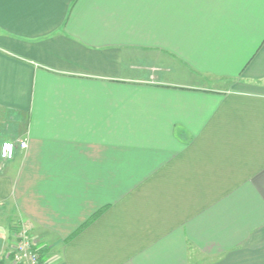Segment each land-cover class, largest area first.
I'll use <instances>...</instances> for the list:
<instances>
[{
    "label": "crops",
    "instance_id": "obj_1",
    "mask_svg": "<svg viewBox=\"0 0 264 264\" xmlns=\"http://www.w3.org/2000/svg\"><path fill=\"white\" fill-rule=\"evenodd\" d=\"M22 140L7 264L22 229L47 264H264V0H0Z\"/></svg>",
    "mask_w": 264,
    "mask_h": 264
},
{
    "label": "built area",
    "instance_id": "obj_2",
    "mask_svg": "<svg viewBox=\"0 0 264 264\" xmlns=\"http://www.w3.org/2000/svg\"><path fill=\"white\" fill-rule=\"evenodd\" d=\"M25 142L27 143V140H22L19 142V144H16L13 141H4L1 144L0 152L3 151V145L5 143L12 144L13 148L10 151L8 156L0 155L1 158L3 160H12L14 158L17 146L20 145L21 147V144ZM27 147H28V143H27ZM19 240L20 242H18V245L16 246L17 250L14 251L13 253L14 259H13L12 264H47L46 262L44 263L41 262L39 254L33 251L32 247L35 244L29 240V237L25 232L21 233Z\"/></svg>",
    "mask_w": 264,
    "mask_h": 264
},
{
    "label": "trees",
    "instance_id": "obj_3",
    "mask_svg": "<svg viewBox=\"0 0 264 264\" xmlns=\"http://www.w3.org/2000/svg\"><path fill=\"white\" fill-rule=\"evenodd\" d=\"M103 211L102 210H100L93 218H91L87 223H85V225H83L82 227H81V229H79V231L80 230H82V229H84V227H86L89 223H91L97 216H99V214L100 213H102ZM78 231V232H79ZM33 251L34 252H36V253H38L39 254V256H40V261L41 262H46V254H47V252H48V250H47V248L46 247H39V246H37V245H33ZM13 259H14V254H10L9 255V259L8 260H10V262H13ZM0 264H7V260L6 259H0Z\"/></svg>",
    "mask_w": 264,
    "mask_h": 264
},
{
    "label": "rangeland",
    "instance_id": "obj_4",
    "mask_svg": "<svg viewBox=\"0 0 264 264\" xmlns=\"http://www.w3.org/2000/svg\"><path fill=\"white\" fill-rule=\"evenodd\" d=\"M24 232L28 235L30 241H32L34 244L37 243V241H35L34 237L30 234V230L22 229V230L20 231V233L17 235V239H16L17 241H16V244H15V247L12 248V251L9 249V250H10V253H9V254H13L14 251L17 250L16 246L18 245V242H20V240H19L20 235H21V233H24ZM12 252H13V253H12ZM9 264H12V263H9Z\"/></svg>",
    "mask_w": 264,
    "mask_h": 264
},
{
    "label": "clouds",
    "instance_id": "obj_5",
    "mask_svg": "<svg viewBox=\"0 0 264 264\" xmlns=\"http://www.w3.org/2000/svg\"><path fill=\"white\" fill-rule=\"evenodd\" d=\"M26 147H27V143L26 142L21 144V148H26ZM12 148H13V145L12 144L5 143L3 145V151L0 152V155L8 156L9 153H10V151L12 150Z\"/></svg>",
    "mask_w": 264,
    "mask_h": 264
}]
</instances>
